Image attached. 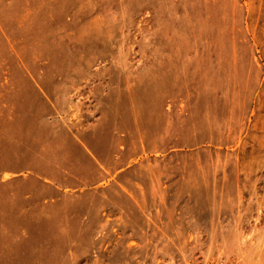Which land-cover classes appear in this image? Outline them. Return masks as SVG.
Returning <instances> with one entry per match:
<instances>
[{"label":"rangeland","instance_id":"1","mask_svg":"<svg viewBox=\"0 0 264 264\" xmlns=\"http://www.w3.org/2000/svg\"><path fill=\"white\" fill-rule=\"evenodd\" d=\"M0 264H264V0H0Z\"/></svg>","mask_w":264,"mask_h":264}]
</instances>
